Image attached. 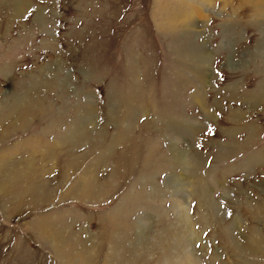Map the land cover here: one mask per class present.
<instances>
[{"label": "rangeland", "instance_id": "rangeland-1", "mask_svg": "<svg viewBox=\"0 0 264 264\" xmlns=\"http://www.w3.org/2000/svg\"><path fill=\"white\" fill-rule=\"evenodd\" d=\"M211 1L0 0V264H264V21Z\"/></svg>", "mask_w": 264, "mask_h": 264}, {"label": "bare ground", "instance_id": "bare-ground-1", "mask_svg": "<svg viewBox=\"0 0 264 264\" xmlns=\"http://www.w3.org/2000/svg\"><path fill=\"white\" fill-rule=\"evenodd\" d=\"M24 1V0H23ZM193 1H196L197 3V5H194L193 7H190V15L188 16L183 10H178V12L177 13H175L174 12V10H172L171 11V13H169L168 12V14H167V11H166V16H163V17H160L163 21H162V24L165 26L164 28L166 29V28H170L171 26H175L176 28H177V26L178 27H183V28H188L189 27V25H190V27H192V24L194 23V20L195 19H197V20H200V19H202V17H204L203 15H205L204 13V10H206V8H212L213 7V5H214V2H212L211 0H193ZM221 1H223L222 2V6H223V9H225L226 7H227V5H228V2L230 3V1L231 0H221ZM234 2H235V4L237 5V8L239 9V10H241L242 12L244 11V9H247V11H248V18H255L256 20H259V19H261L262 20V22L264 21V0H234ZM27 6V5H26ZM215 6V5H214ZM169 7V6H168ZM167 7V8H168ZM165 7L163 6L162 7V10L161 11H159V15L161 14L160 12H162L163 10H165L164 9ZM180 8V7H179ZM24 9V8H23ZM170 10V9H169ZM204 12V13H203ZM164 15H165V12H164ZM190 18V22L188 23V19L187 18ZM161 19H160V21H161ZM159 21V22H160ZM161 23V22H160ZM159 23V24H160ZM228 23V21L227 20H225L222 24H221V28L222 29H224V31H226L227 29H228V26H226V25H229V24H227ZM181 25V26H180ZM263 26H262V30H261V32L263 33V37L261 38L262 40V42H261V44L258 46V48H257V50H259V54L262 56V55H264V22H263V24H262ZM162 26V25H161ZM159 27H160V25H159ZM175 27H174V29H175ZM161 28V27H160ZM162 28H163V26H162ZM163 28V29H164ZM162 29V30H163ZM182 29V28H181ZM189 29V28H188ZM192 29V28H191ZM169 30V29H168ZM173 30V29H172ZM167 31V30H166ZM206 59L207 58H205V56H200V63H199V65L201 66V67H204L205 65H206V63L208 64V60H207V62H206ZM263 75H262V78H260V80H259V82H258V84H257V86H258V90H257V92H255L254 93V95H253V100H254V103L257 105H259V104H263L264 103V73H262ZM204 81H205V76H201V79H200V82L201 83H204ZM205 88V87H204ZM194 102L195 103H200V99L199 98H197V96L196 97H194ZM253 103V102H252ZM11 109V108H10ZM204 109V108H203ZM204 111V110H203ZM16 112V111H15ZM206 112V111H205ZM233 114H231L232 116H231V118L232 119H230L231 121L233 120V123L232 124H235L236 123V121H239L241 118H242V116H241V114H238L237 112H232ZM205 114V113H204ZM4 118V117H3ZM210 118V117H209ZM230 118V117H229ZM7 119V118H6ZM8 120V119H7ZM191 122H192V120H191ZM231 123V122H230ZM197 125H198V123H196ZM189 125V124H188ZM191 126H193V125H191ZM235 126V125H234ZM186 127H189V126H186ZM236 127V126H235ZM190 128V127H189ZM198 128V127H197ZM185 131H187V129L185 130ZM190 131L191 132H193V128L191 127L190 128ZM189 131V134L191 133ZM192 134V133H191ZM174 145V144H173ZM180 153V152H179ZM177 157V156H176ZM183 158H184V156H183ZM5 159L6 158H4V161H5ZM11 159V158H10ZM178 159V158H177ZM3 160V159H2ZM3 163V162H2ZM7 163V162H6ZM8 164H9V162H8ZM13 163L12 162H10V165H12ZM6 166H7V164H6ZM15 173H17V172H15ZM208 198V197H207ZM205 200H206V198H205ZM208 204H210V202L208 203ZM206 205V204H205ZM213 205V204H212ZM211 205V206H212ZM212 207H214V206H212ZM211 207V208H212ZM210 208V207H209ZM215 208V207H214ZM181 212L183 211V210H180ZM180 213V212H179ZM183 213V212H182ZM184 215V214H183ZM182 219V218H181ZM187 220V219H186ZM186 224V223H185ZM187 226H189L188 224H187ZM188 229V228H187ZM189 230H191L190 228H189ZM187 231L188 230H186V235L185 236H183V237H189L188 236V233H187ZM189 232H191V231H189ZM191 234V233H190ZM192 235V234H191ZM186 237V239H187V241H189L188 240V238ZM191 237V236H190ZM186 241V240H185ZM257 241V240H256ZM190 242V241H189ZM185 243H187V242H185ZM258 243V242H257ZM186 254V253H185ZM189 255V254H188ZM187 256V255H186ZM190 258V257H189Z\"/></svg>", "mask_w": 264, "mask_h": 264}]
</instances>
